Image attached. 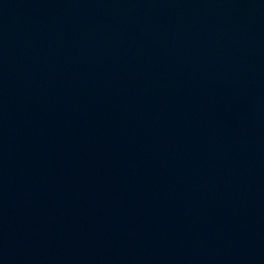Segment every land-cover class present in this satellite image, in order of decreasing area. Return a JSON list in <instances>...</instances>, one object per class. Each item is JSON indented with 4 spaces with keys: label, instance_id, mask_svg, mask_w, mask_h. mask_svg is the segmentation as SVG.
I'll list each match as a JSON object with an SVG mask.
<instances>
[{
    "label": "water",
    "instance_id": "water-1",
    "mask_svg": "<svg viewBox=\"0 0 264 264\" xmlns=\"http://www.w3.org/2000/svg\"><path fill=\"white\" fill-rule=\"evenodd\" d=\"M0 264H264V0H0Z\"/></svg>",
    "mask_w": 264,
    "mask_h": 264
}]
</instances>
